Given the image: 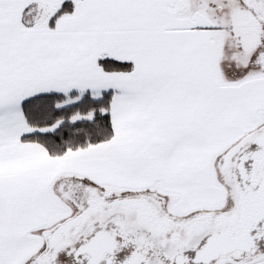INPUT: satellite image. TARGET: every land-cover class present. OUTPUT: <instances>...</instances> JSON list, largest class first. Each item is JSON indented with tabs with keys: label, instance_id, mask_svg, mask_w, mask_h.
Here are the masks:
<instances>
[{
	"label": "snow or ice",
	"instance_id": "6c2138e0",
	"mask_svg": "<svg viewBox=\"0 0 264 264\" xmlns=\"http://www.w3.org/2000/svg\"><path fill=\"white\" fill-rule=\"evenodd\" d=\"M0 264H264V0H0Z\"/></svg>",
	"mask_w": 264,
	"mask_h": 264
}]
</instances>
